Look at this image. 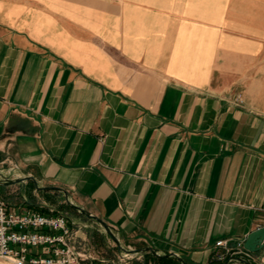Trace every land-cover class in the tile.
<instances>
[{"label":"crops","instance_id":"1","mask_svg":"<svg viewBox=\"0 0 264 264\" xmlns=\"http://www.w3.org/2000/svg\"><path fill=\"white\" fill-rule=\"evenodd\" d=\"M0 174L64 190L123 248L242 264L264 227V0H0ZM27 183L0 186L9 209L64 203ZM58 213L84 264L118 260Z\"/></svg>","mask_w":264,"mask_h":264},{"label":"built area","instance_id":"2","mask_svg":"<svg viewBox=\"0 0 264 264\" xmlns=\"http://www.w3.org/2000/svg\"><path fill=\"white\" fill-rule=\"evenodd\" d=\"M215 247H224L216 241ZM227 251V249H226ZM232 257L251 259V252L235 244L227 253ZM84 257L71 244V229L61 213L9 209L0 199V262L6 264H84ZM129 257L118 255V264H127ZM224 258L215 255L214 261Z\"/></svg>","mask_w":264,"mask_h":264},{"label":"water","instance_id":"3","mask_svg":"<svg viewBox=\"0 0 264 264\" xmlns=\"http://www.w3.org/2000/svg\"><path fill=\"white\" fill-rule=\"evenodd\" d=\"M27 181L30 182L34 186L35 190H37V191H43V190H50V191L53 190L54 191V190H57V191L61 192L63 195L65 205L69 209H71V210L75 211L76 213L84 216L88 220H91L94 223H96L100 227L102 233L105 236H107L109 238V240L113 243V245L115 246L119 255L124 254L125 256H128V257H134L136 255H141L142 257H144L145 253L149 252L154 257H160V255H158L151 248H140V249L123 248L120 245L118 239L113 234L110 227H108L102 221H100L96 217L89 214L87 211L83 210L82 208H80L79 206H77L73 202H71L68 194L64 190L57 189L55 187L38 186L36 181L32 177L27 176V175L17 177V178H9V176H3L0 174V186L23 184L24 182H27ZM242 247H243V249H245L246 251L251 252V253L258 252L262 248H264V227L257 228L255 230L251 231L249 234H247L243 243H242ZM163 257H174L180 264H185V262L180 257L174 255L173 253L165 254V255H163ZM232 259H235V260L241 262L242 264H249V263L245 262L244 260L237 258V257H232Z\"/></svg>","mask_w":264,"mask_h":264},{"label":"trees","instance_id":"4","mask_svg":"<svg viewBox=\"0 0 264 264\" xmlns=\"http://www.w3.org/2000/svg\"><path fill=\"white\" fill-rule=\"evenodd\" d=\"M27 184L30 185V183H27ZM27 194H28V192H27ZM20 204L25 205L27 208H29L33 211H39V212H47L48 211L47 208H40V207H37L35 205H32V203L28 200L23 201V202L20 201ZM58 208L59 209H55L52 212L58 213V212L63 211V210H69V208L64 203L62 205L58 206ZM148 262H149V264H180L176 259H173L170 257L155 258V257L151 256L149 260L145 257L143 264H148ZM132 264H140V262L133 259Z\"/></svg>","mask_w":264,"mask_h":264},{"label":"rangeland","instance_id":"5","mask_svg":"<svg viewBox=\"0 0 264 264\" xmlns=\"http://www.w3.org/2000/svg\"><path fill=\"white\" fill-rule=\"evenodd\" d=\"M68 212H70V211H68ZM107 241H108V247L112 248L114 246L113 243L108 238H107ZM109 245H111V246H109ZM113 254L115 255V251L113 253H111V255H113ZM97 256H102V257L104 256V257H106V256H108V253H106V254L101 253V254H99ZM109 256H110V253H109ZM111 259L113 260V257L112 256H111ZM113 262L115 264L116 260H113ZM0 264H6V263L0 262Z\"/></svg>","mask_w":264,"mask_h":264}]
</instances>
